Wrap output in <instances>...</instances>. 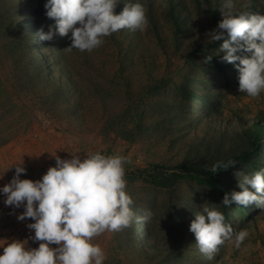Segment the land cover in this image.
Masks as SVG:
<instances>
[{"label": "rangeland", "instance_id": "1", "mask_svg": "<svg viewBox=\"0 0 264 264\" xmlns=\"http://www.w3.org/2000/svg\"><path fill=\"white\" fill-rule=\"evenodd\" d=\"M4 1L7 7L30 8L34 21L20 14L21 28L0 29V131L21 137L30 134L31 147L43 142L47 157L43 160L49 164H55V156L70 159L79 154L83 158L90 152L126 157L131 207L137 216L144 210L152 212L147 222L134 220L128 228L93 238L105 252L104 264H148L141 248L149 252L150 244L181 248L184 258L174 264H264V210L249 204L242 211H226L225 222L234 233L247 230L249 236L239 249L226 241L209 260L198 251L189 231L194 216L182 220V213L194 196L199 202L195 209L215 208L211 191L189 181L160 188L141 179H127L130 171H151L153 164H211L216 156L242 144L236 139L243 127L254 120L264 121V92L247 97L238 91L236 73L224 78L206 59L209 52L221 53L218 44L206 41V33L223 18L222 0H139L145 9V30L122 29L104 37L103 44L91 52L68 51L70 33L54 34L49 41L39 39L37 29L47 31L54 23L45 15V0ZM135 2L120 0L114 13ZM233 11L264 13V0H233ZM22 37L28 41L17 47L16 39ZM39 63L46 64L45 75L37 74ZM187 75L196 94L205 90L209 94L207 103L182 98L177 87L186 82ZM196 78L201 82L195 84ZM61 84L69 99L50 96ZM212 97L218 98L215 108L209 106ZM110 119L133 139H123L119 135L123 131L107 129L105 122ZM20 142H15L16 148ZM232 161L236 164L225 176L233 184L237 185L236 171H256Z\"/></svg>", "mask_w": 264, "mask_h": 264}, {"label": "clouds", "instance_id": "2", "mask_svg": "<svg viewBox=\"0 0 264 264\" xmlns=\"http://www.w3.org/2000/svg\"><path fill=\"white\" fill-rule=\"evenodd\" d=\"M119 2L45 0V15L54 23L48 25L47 31L38 28L37 35L40 40L49 41L54 34L63 37L70 33L68 51L91 52L103 44L104 37L122 29L145 30L147 19L139 0L124 4L115 14ZM219 10L223 18L206 33V41H220L217 52L223 55L219 59L232 63L236 69L238 91L256 98L264 92V13L235 12L233 0H222ZM126 162L124 156L101 152H90L83 158L79 154H72L70 159L55 156V165L37 180L21 179L26 169L21 160L15 164L11 179L0 185V196L4 205L23 208L16 219L31 221L26 224L33 230L28 239L39 244L26 248L24 240L0 239V264H104L105 252L92 242L94 237L128 228L134 220L147 222L152 217L151 210L137 216L131 207L133 200L126 192ZM235 164L232 160L214 164L210 171L215 173L218 168ZM234 175L240 191L225 192L220 203L225 207L233 203L254 204L264 210V168L251 174L236 171ZM193 215L189 231L206 259L211 260L226 241L239 249L249 236L247 230L234 233L215 208L205 206Z\"/></svg>", "mask_w": 264, "mask_h": 264}, {"label": "trees", "instance_id": "3", "mask_svg": "<svg viewBox=\"0 0 264 264\" xmlns=\"http://www.w3.org/2000/svg\"><path fill=\"white\" fill-rule=\"evenodd\" d=\"M5 4L6 3L4 0H0V29L2 28L5 31H8L13 27L21 28L22 24L20 22V14L26 15L30 21H34V16L30 11V8L24 7V5L22 4H12L11 7H7V5ZM174 19H176L175 16H173V20ZM24 41L27 42L28 40L25 37L19 38V40L16 39V46L19 47L22 44L24 45ZM219 43L220 41H215L213 45H219ZM209 54L211 57L210 60L212 66L218 73L223 74L224 78H228L229 74L236 73V69L234 68L232 63H225L219 59V56L223 55L222 52L220 54H212V52H209ZM45 66V63H39L37 66H35L37 74L45 75L47 69L45 68ZM189 79L190 78L187 75L186 82L179 84L177 87L182 98L186 102L188 100H195L199 103H207V101L210 99L209 94L206 92V90L203 91L201 95L196 94L191 89V87H189ZM28 80L32 81V77H29ZM194 81L195 84H197L198 81L201 82L198 78H196ZM65 93L66 91L63 90V85L61 84L60 87L56 88L54 92H51L50 96L54 98L55 94V98L61 97V99H64L65 97V99H69ZM217 101L218 98L216 97L210 100V108L216 106ZM65 102H68V100H65ZM138 120L141 121V118H139ZM105 124L107 126H105L107 129H114L116 132L123 131L119 134L123 139L132 140L134 137L131 134L124 133V131L127 130H122V126L116 124L113 119L108 120V122H105ZM136 125L137 124L134 122L133 126L135 127ZM139 126L141 127L140 124ZM240 140H242V144L227 149L221 157L216 156L215 160L211 164H193L191 162H179L173 165L153 164L151 171L147 169L130 171L127 175V179L130 182L136 179H141L160 188H170L181 181H189L201 185L211 191L214 197L213 203H215V209L220 211L225 218L226 211H228L229 209L242 211L246 206H239L233 203L229 207H225L222 203H220L225 192H230L232 190L240 191L239 187L231 182V177L226 178L225 176L226 173L230 171L229 169H231L232 166L223 169L218 168L215 173H212L210 171V168L214 164H223L224 162H227L229 160H238L240 162H243L244 165L250 170L255 169L257 171L261 168H264V156L263 159H261V155H264V121L254 120L249 124V126L243 127L240 131V134L237 135V144ZM201 143L203 142H200V144ZM184 201L185 206H187L189 198L186 197ZM190 201V206L187 207V209H185V211H183L182 213V220H185V217L193 215V213L199 211L195 209V206L199 207L198 199L194 196V198ZM174 214L175 216L177 215L175 218L178 219L179 212L177 213L176 211L174 212ZM138 229L139 231L142 230L141 232H144L146 235H148V231L146 229L141 227H139ZM148 248L150 250L149 252H147L146 248H141L143 256H146V258L148 259V264H174L178 263L180 259L184 258V253L182 252L181 248H168L166 245L159 247L158 245L156 246L153 244H150Z\"/></svg>", "mask_w": 264, "mask_h": 264}, {"label": "crops", "instance_id": "4", "mask_svg": "<svg viewBox=\"0 0 264 264\" xmlns=\"http://www.w3.org/2000/svg\"><path fill=\"white\" fill-rule=\"evenodd\" d=\"M19 140H21L20 145L16 148L15 142H19ZM31 141L33 139L28 133H24L21 137V134L14 136V134H9V132L0 131V173L8 167L4 171L3 179H0V185L7 183L11 179L15 164L19 163L20 160L23 162L22 166L26 169L21 174V179L37 180L49 166L55 165L49 164L48 159L43 160L47 158L43 154L46 149L45 144L41 143V141L34 142L31 147ZM27 151L28 154L26 155ZM22 211V207L12 209L11 206L4 205L3 197L0 196V239L5 240V242L24 240L26 241V248H35L38 246L39 241L28 239L33 234V230L26 227V224L31 221H19L16 219V214ZM52 247H55V245H52ZM0 251H2V248H0Z\"/></svg>", "mask_w": 264, "mask_h": 264}]
</instances>
